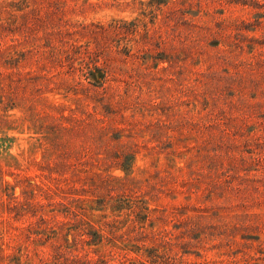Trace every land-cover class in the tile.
I'll return each instance as SVG.
<instances>
[{
	"label": "rangeland",
	"instance_id": "rangeland-1",
	"mask_svg": "<svg viewBox=\"0 0 264 264\" xmlns=\"http://www.w3.org/2000/svg\"><path fill=\"white\" fill-rule=\"evenodd\" d=\"M0 264H264V0H0Z\"/></svg>",
	"mask_w": 264,
	"mask_h": 264
}]
</instances>
